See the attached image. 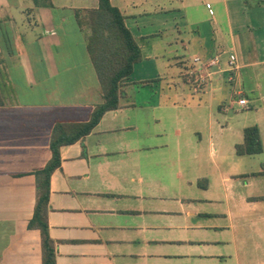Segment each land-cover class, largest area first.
Segmentation results:
<instances>
[{
  "label": "crops",
  "instance_id": "crops-1",
  "mask_svg": "<svg viewBox=\"0 0 264 264\" xmlns=\"http://www.w3.org/2000/svg\"><path fill=\"white\" fill-rule=\"evenodd\" d=\"M111 3L142 61L119 108L60 149L56 264H264V0ZM98 6L0 0V264H42L36 172L55 125L103 103L86 17ZM231 105L256 112L234 127ZM253 126L263 151L239 155Z\"/></svg>",
  "mask_w": 264,
  "mask_h": 264
},
{
  "label": "trees",
  "instance_id": "trees-1",
  "mask_svg": "<svg viewBox=\"0 0 264 264\" xmlns=\"http://www.w3.org/2000/svg\"><path fill=\"white\" fill-rule=\"evenodd\" d=\"M90 29L88 51L103 91V103L97 105L86 122H58L50 142L52 157L36 172L37 202L28 227L41 234L42 264H56L55 243L49 235L48 211L51 177L61 167L60 149L89 135L104 114L119 108L123 82L142 61V52L125 23L121 11L111 0H99V6L86 12ZM239 155H255L263 151L259 129H245L244 143L236 147ZM264 174V170L261 172Z\"/></svg>",
  "mask_w": 264,
  "mask_h": 264
},
{
  "label": "rangeland",
  "instance_id": "rangeland-1",
  "mask_svg": "<svg viewBox=\"0 0 264 264\" xmlns=\"http://www.w3.org/2000/svg\"><path fill=\"white\" fill-rule=\"evenodd\" d=\"M206 12H208V10H206ZM223 23L225 24L224 21H223ZM174 82H176V80H174ZM189 95H190V98L194 97V98L197 99V97H196L197 95H193V94H190V93H189ZM262 95H264V91H263V94H261V96ZM175 96L176 95H169V98H175ZM256 96L253 97V95H249V97L251 99H255ZM143 97H145V96L142 95L141 98H143ZM163 97L167 98V96H163ZM179 98H180V96H176V100H178ZM254 102L255 103L257 102L256 103L257 106H260V107L263 106V101L262 100H260V101L256 100ZM254 102H251V104L253 105ZM260 107H258V109H260ZM238 110H240V106H238V105H231V106H229L228 111H227V115L230 118L233 117V119H230L229 118V122L232 123L234 127H238V125L243 122V116L242 115H244L245 113H249L251 115L253 112H256V110H252V111L249 110V111H245V112L244 111L237 112ZM223 118L226 119V115L223 116Z\"/></svg>",
  "mask_w": 264,
  "mask_h": 264
},
{
  "label": "built area",
  "instance_id": "built-area-1",
  "mask_svg": "<svg viewBox=\"0 0 264 264\" xmlns=\"http://www.w3.org/2000/svg\"><path fill=\"white\" fill-rule=\"evenodd\" d=\"M232 59H234V58L232 57ZM231 63H233V62H231ZM238 103H239L240 106L248 107V102L245 99L239 100Z\"/></svg>",
  "mask_w": 264,
  "mask_h": 264
}]
</instances>
